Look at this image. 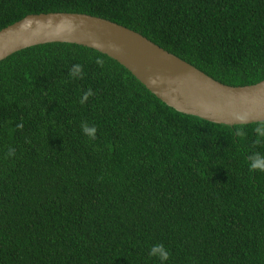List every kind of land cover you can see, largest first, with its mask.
<instances>
[{"label":"trees","instance_id":"obj_1","mask_svg":"<svg viewBox=\"0 0 264 264\" xmlns=\"http://www.w3.org/2000/svg\"><path fill=\"white\" fill-rule=\"evenodd\" d=\"M41 12L111 20L227 85L264 79V0H0V29ZM77 63L83 78H70ZM261 123L178 112L84 45L8 55L0 264H161L149 256L156 244L170 252L163 264H264V172H250L248 159L264 155Z\"/></svg>","mask_w":264,"mask_h":264},{"label":"water","instance_id":"obj_2","mask_svg":"<svg viewBox=\"0 0 264 264\" xmlns=\"http://www.w3.org/2000/svg\"><path fill=\"white\" fill-rule=\"evenodd\" d=\"M68 42L115 59L150 92L178 112L229 126L264 121V79L232 86L215 80L147 37L111 20L78 12L27 14L0 29V60L37 44Z\"/></svg>","mask_w":264,"mask_h":264},{"label":"clouds","instance_id":"obj_3","mask_svg":"<svg viewBox=\"0 0 264 264\" xmlns=\"http://www.w3.org/2000/svg\"><path fill=\"white\" fill-rule=\"evenodd\" d=\"M98 65L103 67L104 61L100 57L96 58L95 61ZM69 77L70 78H83V66L79 63L75 64L69 71ZM94 95V92L91 88L88 89L87 92L84 93L83 97L80 100V103L83 104L90 96ZM232 118L235 121H239L241 125L247 122L248 115L247 113H233ZM17 128H22L23 124H17ZM81 131L87 135L90 139H95L96 134V127L95 126H88L87 123L81 124ZM254 131L257 134V139L255 141L256 144H261L264 142V123L258 124L257 127L254 129ZM239 135L245 136L246 133L241 128L239 130ZM15 149L10 148L8 150L7 156H14L15 155ZM250 164H249V171H262L264 172V155H261L260 153H253L249 158ZM149 256H155L158 257V259L161 261V264H163L164 261H167L170 256V252L164 248L162 244H156L153 245L149 251Z\"/></svg>","mask_w":264,"mask_h":264}]
</instances>
